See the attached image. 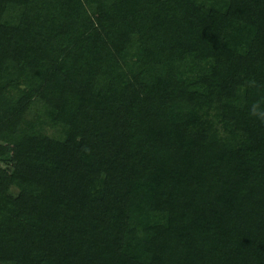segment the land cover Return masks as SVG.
I'll use <instances>...</instances> for the list:
<instances>
[{
    "label": "trees",
    "instance_id": "trees-1",
    "mask_svg": "<svg viewBox=\"0 0 264 264\" xmlns=\"http://www.w3.org/2000/svg\"><path fill=\"white\" fill-rule=\"evenodd\" d=\"M262 113L264 0H0V264H264Z\"/></svg>",
    "mask_w": 264,
    "mask_h": 264
},
{
    "label": "clouds",
    "instance_id": "clouds-1",
    "mask_svg": "<svg viewBox=\"0 0 264 264\" xmlns=\"http://www.w3.org/2000/svg\"><path fill=\"white\" fill-rule=\"evenodd\" d=\"M258 107V105H254L253 106V110H252V115H257V112H256V108ZM261 115V118L264 119V113L260 114Z\"/></svg>",
    "mask_w": 264,
    "mask_h": 264
},
{
    "label": "rangeland",
    "instance_id": "rangeland-1",
    "mask_svg": "<svg viewBox=\"0 0 264 264\" xmlns=\"http://www.w3.org/2000/svg\"><path fill=\"white\" fill-rule=\"evenodd\" d=\"M4 143H7V141H6V142H5V141L3 142V141L0 140V145H1V144H4Z\"/></svg>",
    "mask_w": 264,
    "mask_h": 264
}]
</instances>
